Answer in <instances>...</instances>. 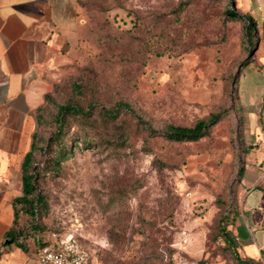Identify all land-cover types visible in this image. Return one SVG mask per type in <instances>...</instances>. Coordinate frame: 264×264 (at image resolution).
<instances>
[{
    "label": "rangeland",
    "instance_id": "obj_1",
    "mask_svg": "<svg viewBox=\"0 0 264 264\" xmlns=\"http://www.w3.org/2000/svg\"><path fill=\"white\" fill-rule=\"evenodd\" d=\"M229 4L76 0L65 48L36 80L50 97L37 131L48 137L57 104L69 99L92 111L68 117L57 165L36 154L45 204L34 219L22 214L17 229L40 245L70 241L89 264L248 256L240 233L252 212L264 230V12L255 10L249 43ZM115 106L114 117L103 114ZM215 112L196 140L163 135L168 124L191 126ZM248 191L256 208L246 210ZM254 258L264 264V252Z\"/></svg>",
    "mask_w": 264,
    "mask_h": 264
},
{
    "label": "crops",
    "instance_id": "obj_2",
    "mask_svg": "<svg viewBox=\"0 0 264 264\" xmlns=\"http://www.w3.org/2000/svg\"><path fill=\"white\" fill-rule=\"evenodd\" d=\"M235 3L258 26L255 10L264 12V0ZM75 22L76 0H0V264H43L34 238L11 241L8 230L15 217L13 199L22 194V161L37 129L36 110L44 100L36 80L64 50ZM251 193L245 196L246 210L256 208ZM250 215L241 244L245 254L257 257L264 247V230H257L258 219L254 212Z\"/></svg>",
    "mask_w": 264,
    "mask_h": 264
},
{
    "label": "trees",
    "instance_id": "obj_3",
    "mask_svg": "<svg viewBox=\"0 0 264 264\" xmlns=\"http://www.w3.org/2000/svg\"><path fill=\"white\" fill-rule=\"evenodd\" d=\"M226 13L243 21L248 42L250 43L253 41L254 34L257 32V21L250 14L242 13L237 8L235 0H230ZM76 87H78V85ZM44 98L49 99L50 97L47 93H44ZM117 104L137 116L136 111L133 110L129 104L121 102H118ZM91 111L90 105L84 107L75 100L69 99L66 102L57 104V111L52 119L55 123V130H53L48 137H43L38 133L37 129L32 133L31 147L24 155L22 161V194L13 199L15 217L13 226L8 230L9 238L12 239L11 241L18 239L20 236L26 237V233L17 229V223L21 219L22 214L29 215L34 219L36 217L37 208L40 209V207L42 208V205L45 204L44 195L38 192L36 186L39 174L42 169H44V163L36 160V154L39 152L42 156H48L50 160H53V165H57L60 162V157L63 155L65 149L64 135L66 132L65 128L68 117L88 116L91 114ZM117 111L118 107L115 106L113 108L104 109L103 114L107 117H114ZM219 115V112L211 113L208 119H200L191 126L168 124L163 131V135L166 138L175 141L196 140L206 134L209 125L213 123ZM137 117L141 119L139 116ZM36 120L38 126L41 120L40 106L36 110ZM36 227L37 223L33 222L31 228ZM226 232H228V230H226ZM226 237H228V234H226ZM227 239L234 243L233 237L230 236ZM17 244L20 246L22 245L21 242H18ZM38 246H40V244H38ZM263 252L264 250L261 248L260 253ZM254 259V257L250 256H244L243 258L238 256L237 264H255Z\"/></svg>",
    "mask_w": 264,
    "mask_h": 264
},
{
    "label": "built area",
    "instance_id": "obj_4",
    "mask_svg": "<svg viewBox=\"0 0 264 264\" xmlns=\"http://www.w3.org/2000/svg\"><path fill=\"white\" fill-rule=\"evenodd\" d=\"M36 255L43 264H89L85 252L70 241L44 243L38 246Z\"/></svg>",
    "mask_w": 264,
    "mask_h": 264
},
{
    "label": "water",
    "instance_id": "obj_5",
    "mask_svg": "<svg viewBox=\"0 0 264 264\" xmlns=\"http://www.w3.org/2000/svg\"><path fill=\"white\" fill-rule=\"evenodd\" d=\"M9 240H10V239H7L6 242L9 241Z\"/></svg>",
    "mask_w": 264,
    "mask_h": 264
}]
</instances>
